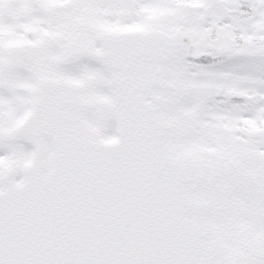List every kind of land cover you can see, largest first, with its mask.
I'll use <instances>...</instances> for the list:
<instances>
[{
  "label": "snow or ice",
  "instance_id": "1",
  "mask_svg": "<svg viewBox=\"0 0 264 264\" xmlns=\"http://www.w3.org/2000/svg\"><path fill=\"white\" fill-rule=\"evenodd\" d=\"M0 264H264V0H0Z\"/></svg>",
  "mask_w": 264,
  "mask_h": 264
}]
</instances>
